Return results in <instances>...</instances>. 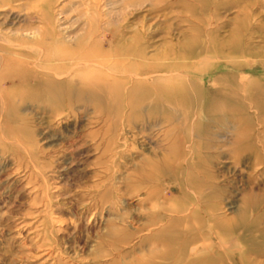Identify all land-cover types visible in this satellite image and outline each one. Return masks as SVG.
Masks as SVG:
<instances>
[{
  "label": "rangeland",
  "instance_id": "obj_1",
  "mask_svg": "<svg viewBox=\"0 0 264 264\" xmlns=\"http://www.w3.org/2000/svg\"><path fill=\"white\" fill-rule=\"evenodd\" d=\"M0 45V264H264V0H3Z\"/></svg>",
  "mask_w": 264,
  "mask_h": 264
},
{
  "label": "bare ground",
  "instance_id": "obj_2",
  "mask_svg": "<svg viewBox=\"0 0 264 264\" xmlns=\"http://www.w3.org/2000/svg\"><path fill=\"white\" fill-rule=\"evenodd\" d=\"M1 2H3V0H0V3ZM68 20V19H67ZM30 28V27H29ZM30 34H36V32L35 31H33V32H31ZM107 35V34H106ZM105 35V36H106ZM0 50L1 51H5V52H8L9 54H12L13 52H15L14 51V49L12 48V47H9V46H3V45H0ZM24 53V52H23ZM19 54H22V53H19ZM50 54H52V53H50ZM76 55H77V52L75 53ZM84 54L85 53H81V52H79L78 53V55H77V57H79V58H81V57H84ZM1 56V55H0ZM1 58V57H0ZM38 58V57H37ZM55 59H60L59 57L57 58H53L52 60H55ZM2 60V61H1ZM37 60V59H36ZM35 62V61H34ZM18 63H19V61H18ZM31 64H33V63H31ZM97 65H99V66H101V67H106L107 69H109V70H115V71H117V72H122V73H125V72H130V74L132 75V76H135V77H139V75H138V73H140L141 74V69H140V67L138 66V64L137 65H129L128 67H125V66H119V64H117L116 63V65H115V63H114V65L112 64V63H110V62H108V63H105L104 61H101V63L99 64V63H96V66ZM5 70L4 71V74L2 73V71H1V74H0V83L1 82H6V83H8V84H11V85H14V84H18V83H22V82H24V83H26L28 80H29V74L28 73H24V74H22V73H14L13 72V70H14V64L8 59V58H1L0 59V70ZM132 70H140V71H137V72H133ZM66 76V75H65ZM148 76V75H147ZM151 76V75H150ZM57 78V77H56ZM147 78V77H146ZM75 80V79H74ZM94 81H96L97 82V80H94ZM101 81V80H100ZM99 81V82H100ZM95 85V86H99V88H104L103 86H100L101 84L99 83V85H97L96 83H91V84H88V85ZM158 88H160L159 90H161V88H163V87H161V86H158V85H156ZM156 87V88H157ZM117 88L118 87H115V90H117ZM166 89H168V88H166ZM134 90H140L139 88H136V89H134ZM19 92H21V91H18V93ZM168 92H170V91H168ZM20 94V93H19ZM115 95H117V94H115ZM173 95V94H172ZM170 96V98H172V99H176V95H173L172 97H171V95H169ZM163 100V99H162ZM163 103L162 104H165L164 102L165 101H162ZM1 104H2V102H1ZM161 104V101H160V103H158L157 105H158V108L156 109V107L154 108V107H152V106H149V109L147 108V107H145V109H147L148 110V112L149 113H152V111H157V112H159V110H160V108L163 106ZM166 106V105H165ZM160 107V108H159ZM169 107V106H168ZM1 108V107H0ZM176 210V209H175ZM181 210H186V208L184 209V208H182ZM181 210H178V211H181ZM189 214L190 215H188V217L189 216H191V215H193L194 214V210H190L189 211ZM149 229V228H148ZM171 229H173V227H171ZM172 230H168V232H171ZM184 234V233H183ZM187 234V237L188 238H175V237H166V238H164L163 240H160V241H158V245H161V246H164V245H168V247H170V249H172V246L174 245H177L178 246V250L180 251V254H179V256L177 257L176 256V258H170V254H167V253H161L160 255H161V257L162 258H165L166 260H169L170 262L171 261H174V264H182L183 263V261H185L186 260V263H188L189 261H191V259L188 257V259L186 258V254H187V252H188V248H189V241H191V240H196V239H198L199 237L197 236V235H192V234H190V232H188V233H185L184 235H186ZM174 246H173V248H174ZM158 247V246H157ZM161 249V248H160ZM159 255V256H160Z\"/></svg>",
  "mask_w": 264,
  "mask_h": 264
}]
</instances>
